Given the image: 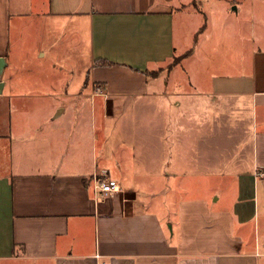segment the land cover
Returning a JSON list of instances; mask_svg holds the SVG:
<instances>
[{
  "label": "crops",
  "instance_id": "obj_1",
  "mask_svg": "<svg viewBox=\"0 0 264 264\" xmlns=\"http://www.w3.org/2000/svg\"><path fill=\"white\" fill-rule=\"evenodd\" d=\"M197 1L0 0L2 73L26 64L32 30L71 46L85 74L61 91L40 75L3 83L0 264H264V0H213L215 11ZM179 51L169 76L151 75ZM184 96L233 100L250 116L245 170L224 165L222 123L211 135L198 133L204 124H159L146 142L136 123H106L116 101ZM50 97L65 99L45 114L62 125L16 123L12 99ZM98 172L120 191L97 196Z\"/></svg>",
  "mask_w": 264,
  "mask_h": 264
},
{
  "label": "rangeland",
  "instance_id": "obj_2",
  "mask_svg": "<svg viewBox=\"0 0 264 264\" xmlns=\"http://www.w3.org/2000/svg\"><path fill=\"white\" fill-rule=\"evenodd\" d=\"M202 0L197 1L198 8L201 9V5L204 7H212L213 11L218 7L219 2L217 1H209L204 2L202 4ZM257 7L260 5V1H256ZM196 5V4H194ZM261 7H263L261 5ZM189 10L192 11V4L188 5ZM214 13V12H213ZM258 13V12H257ZM258 13V20H259ZM214 15L212 14V18ZM194 21L196 18L193 17ZM199 19V18H197ZM14 41L17 39V36L14 34ZM19 38V36H18ZM23 43V54L19 55L18 62L23 60L26 62L25 65H17L12 70L9 69L6 72L1 73L0 79L3 80V83L7 79L16 78V82L22 80L21 76H35L40 75L39 77L48 78L50 81V85H55L52 80L56 78L60 79V91L64 86L76 87L79 85L80 81L84 78V72L82 70V60L77 63L74 60L73 48L69 45H57L56 47H52L47 42L42 41L41 36L38 35L35 31H30L27 36L22 37ZM43 49V56L39 55V50ZM186 54V51H179L176 55L173 56L172 60L164 67H157L155 70H152L151 75H160V76H169L174 67H177L178 64L182 63L183 58ZM56 66V67H54ZM81 68V69H80ZM15 76H14V75ZM12 75V76H11ZM57 76V77H56ZM167 79V78H166ZM74 80V82H73ZM70 84H68V82ZM13 83H10V86L14 87ZM12 90L9 88V85L6 86L4 91L0 93V100L5 102L3 96L7 95ZM5 98V97H4ZM65 99H57V98H40L35 100H18L12 99L10 111L13 113L14 118H16V123L18 125L27 123L29 119L34 125H50L60 124V122H56L57 120L54 118L53 121L51 119H46L45 114L49 108H54L56 103H64ZM1 102V101H0ZM32 103V104H31ZM114 118H108L106 120L107 124L112 122H116L118 125H130L132 123H136L138 127L144 128L143 133H137V139L140 142L143 140L146 142L151 138V134L153 133V126L164 125L167 123L177 124L179 126H185L187 123L191 124H204L205 131H199L205 134H217L218 129H212L216 125H220L221 123L224 125L223 136L225 143V164L226 167L237 168L238 170H245L247 167V161L249 159L250 153V143H251V134L250 130V116L247 114H243V112L236 111L234 101L230 100L228 103L226 100H216V99H205L201 96H197L194 99H189L184 97H175L172 99V103L170 100H166L163 98H138L136 100L128 99V100H119L115 102L114 105ZM110 123H109V122ZM100 122L98 120V127L100 128ZM62 125V122L61 124ZM95 127V126H94ZM139 128V129H140ZM209 129V130H207ZM178 134L180 133L184 138L185 130L183 128L178 129ZM124 138L126 140L132 139L130 134L125 130ZM104 134L102 133V136ZM93 138V137H92ZM118 137L114 138V141L117 143ZM87 140L89 141V146L91 147L92 139L84 138L83 142ZM99 141V140H98ZM220 143V140H219ZM234 159V164L232 161ZM96 176L99 178H103L104 175L101 173H96ZM171 180L170 184L172 185L173 181ZM152 181L153 180H140L141 185L145 186L146 191L149 192V196H152ZM183 185V184H182ZM264 260V256H263Z\"/></svg>",
  "mask_w": 264,
  "mask_h": 264
},
{
  "label": "built area",
  "instance_id": "obj_3",
  "mask_svg": "<svg viewBox=\"0 0 264 264\" xmlns=\"http://www.w3.org/2000/svg\"><path fill=\"white\" fill-rule=\"evenodd\" d=\"M93 182L94 192L97 194V196L104 197L106 195H110L120 191V185L118 181L113 178L96 177ZM256 254L258 256H264V243L261 246L257 247ZM97 257H99V255H97ZM101 264H106V262H101Z\"/></svg>",
  "mask_w": 264,
  "mask_h": 264
},
{
  "label": "water",
  "instance_id": "obj_4",
  "mask_svg": "<svg viewBox=\"0 0 264 264\" xmlns=\"http://www.w3.org/2000/svg\"><path fill=\"white\" fill-rule=\"evenodd\" d=\"M3 68H4V59L0 57V73H2ZM3 86H4L3 82H0V92H2Z\"/></svg>",
  "mask_w": 264,
  "mask_h": 264
},
{
  "label": "trees",
  "instance_id": "obj_5",
  "mask_svg": "<svg viewBox=\"0 0 264 264\" xmlns=\"http://www.w3.org/2000/svg\"><path fill=\"white\" fill-rule=\"evenodd\" d=\"M96 64H98V65H112V62H110L108 60L100 59L96 62Z\"/></svg>",
  "mask_w": 264,
  "mask_h": 264
}]
</instances>
